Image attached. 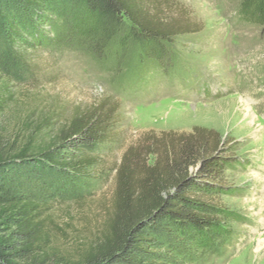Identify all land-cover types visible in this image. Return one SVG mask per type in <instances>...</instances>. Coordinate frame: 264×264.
Returning <instances> with one entry per match:
<instances>
[{"label": "rangeland", "instance_id": "obj_1", "mask_svg": "<svg viewBox=\"0 0 264 264\" xmlns=\"http://www.w3.org/2000/svg\"><path fill=\"white\" fill-rule=\"evenodd\" d=\"M160 1L168 17H182L199 31L158 43L154 55L125 18H102L64 0L44 27L46 42L31 52L30 71H16L1 123L20 136L51 112L61 114L59 129L77 108L118 109L112 137L96 151L93 175L53 196L61 240L71 251L103 240L127 150L139 178L172 147L171 135L211 133L229 149L224 156L239 163L222 183L233 187L232 195L210 194L209 202L217 199L239 218L226 226L227 240L200 246L178 238V248L167 247L165 264H264V26L240 17L241 0Z\"/></svg>", "mask_w": 264, "mask_h": 264}, {"label": "trees", "instance_id": "obj_2", "mask_svg": "<svg viewBox=\"0 0 264 264\" xmlns=\"http://www.w3.org/2000/svg\"><path fill=\"white\" fill-rule=\"evenodd\" d=\"M63 1L0 0V264H165L171 257L167 247L178 248L180 237L200 246L232 237L226 226L239 216L208 196L232 195L233 187L222 183L239 162L224 156L229 149L221 140L196 129L171 135L172 147L139 178L132 172L133 151L127 150L103 240L79 243L75 251L63 245L53 196L93 175L96 151L112 137L118 109L77 108L59 129L61 114L51 112L20 136L1 123L14 98L16 71H30L31 52L46 42L45 28ZM75 1L102 18L128 20L136 37L153 45L154 55L158 43L199 31L182 17H168L160 0ZM239 15L264 26V0H241Z\"/></svg>", "mask_w": 264, "mask_h": 264}, {"label": "bare ground", "instance_id": "obj_3", "mask_svg": "<svg viewBox=\"0 0 264 264\" xmlns=\"http://www.w3.org/2000/svg\"><path fill=\"white\" fill-rule=\"evenodd\" d=\"M245 105H249V103L248 104H245ZM248 107V106H247ZM249 108V107H248ZM252 117V116H251Z\"/></svg>", "mask_w": 264, "mask_h": 264}]
</instances>
